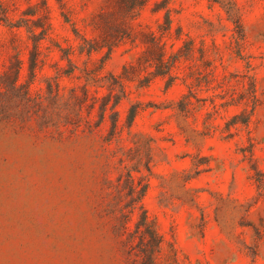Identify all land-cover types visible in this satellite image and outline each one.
I'll use <instances>...</instances> for the list:
<instances>
[{
  "label": "rangeland",
  "instance_id": "rangeland-1",
  "mask_svg": "<svg viewBox=\"0 0 264 264\" xmlns=\"http://www.w3.org/2000/svg\"><path fill=\"white\" fill-rule=\"evenodd\" d=\"M158 1L128 20L165 48L170 74L153 77L145 45L110 32L108 0H0V264H136L123 228L134 166L158 264H264V0H220L241 33L219 3L168 0L164 34ZM104 34L111 51L81 50ZM17 58L31 95L51 78L64 95L85 88L93 108L77 126H40L9 90ZM117 97L108 141L111 109L97 126L99 107Z\"/></svg>",
  "mask_w": 264,
  "mask_h": 264
},
{
  "label": "trees",
  "instance_id": "trees-1",
  "mask_svg": "<svg viewBox=\"0 0 264 264\" xmlns=\"http://www.w3.org/2000/svg\"><path fill=\"white\" fill-rule=\"evenodd\" d=\"M112 4L110 11V18L107 20L106 25L110 27V32H114L115 37L120 40L129 38L132 42H136L138 39L145 45L143 58L153 60L155 69L152 71V76H163L169 75L171 71V63L165 57V48L160 42L155 32L152 30L148 31H133L130 22L128 21L134 15H137L146 5L148 0H108ZM214 3H219L220 6L227 13L228 19L233 21L241 33L240 17L238 15L235 5L230 2H221L220 0H210ZM152 12L159 13L162 11L163 22L158 21V30L160 34L169 33L171 30L172 18L171 8L168 5V0H160L155 3L151 9ZM107 33V31H106ZM139 35V36H138ZM242 35V34H240ZM111 37H114L111 35ZM107 46L108 51H111L113 42L111 38L104 34L100 40L88 41L86 44H80L81 50H85L90 56L93 51H98L102 47ZM38 55H37V43L34 45V51L30 58L29 71L31 78L36 75V69L38 68ZM22 67V62L19 58L16 59L13 77L9 84L10 92L14 93L20 91L23 94V105L26 108V113L35 114L36 119L40 126H61L63 124H73L77 126L82 118L81 108L83 104H86L89 109H92L94 102H87L88 93L84 88L81 95H77L74 89H70L67 95H64L59 90V84L56 80L48 78L46 82L45 91H38L34 96L31 95L29 90V83L18 84V76ZM126 68L124 67V75L126 74ZM94 74H92L93 76ZM96 75V74H95ZM90 76V77H92ZM114 83H119L118 78H112ZM170 80V79H169ZM118 97L110 105L108 102L103 101L99 107V119L97 126L104 122L107 109H111V125L109 131L108 141L118 138V116L115 106L118 102ZM17 103V102H13ZM3 105V104H1ZM3 109L5 107H2ZM132 114L130 120L132 121ZM129 120V126L131 121ZM149 169V166L146 165ZM139 171L137 167L127 169L125 173V180L128 185L129 196L127 201V214L124 216L123 228L126 230V242L129 243L128 253L135 256L136 264H158L157 255L161 251V237L157 233L153 226V223L148 218L145 210L141 204V198L143 196L144 189L139 192L135 185V178L132 171ZM136 207L141 209V213L134 219V227L131 229L126 225V221L131 219L130 214H135Z\"/></svg>",
  "mask_w": 264,
  "mask_h": 264
}]
</instances>
